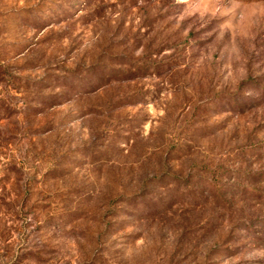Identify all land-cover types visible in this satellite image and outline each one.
<instances>
[{"label":"rangeland","instance_id":"374dc122","mask_svg":"<svg viewBox=\"0 0 264 264\" xmlns=\"http://www.w3.org/2000/svg\"><path fill=\"white\" fill-rule=\"evenodd\" d=\"M0 264H264V0H0Z\"/></svg>","mask_w":264,"mask_h":264}]
</instances>
